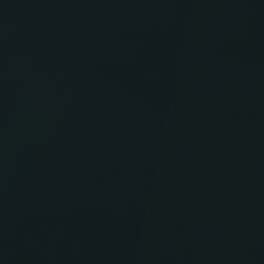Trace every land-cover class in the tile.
<instances>
[{
	"label": "water",
	"instance_id": "95a60500",
	"mask_svg": "<svg viewBox=\"0 0 264 264\" xmlns=\"http://www.w3.org/2000/svg\"><path fill=\"white\" fill-rule=\"evenodd\" d=\"M0 264H264V0H0Z\"/></svg>",
	"mask_w": 264,
	"mask_h": 264
}]
</instances>
